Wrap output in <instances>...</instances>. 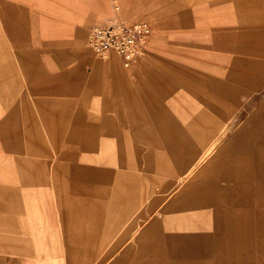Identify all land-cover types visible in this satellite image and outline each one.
Returning a JSON list of instances; mask_svg holds the SVG:
<instances>
[{"label": "crops", "instance_id": "crops-1", "mask_svg": "<svg viewBox=\"0 0 264 264\" xmlns=\"http://www.w3.org/2000/svg\"><path fill=\"white\" fill-rule=\"evenodd\" d=\"M114 16L141 54L89 47ZM263 89L264 0H0V264H264L257 175L184 184L264 148Z\"/></svg>", "mask_w": 264, "mask_h": 264}, {"label": "rangeland", "instance_id": "rangeland-1", "mask_svg": "<svg viewBox=\"0 0 264 264\" xmlns=\"http://www.w3.org/2000/svg\"><path fill=\"white\" fill-rule=\"evenodd\" d=\"M113 18V17H112ZM264 91V89H263ZM250 104L249 108L251 109L252 107H260L264 108V100L263 99H257V100H250L248 101ZM248 103L246 102L244 105V108H247ZM264 120V119H263ZM260 129L262 131V138H264V122L260 126ZM261 133V132H260ZM251 136H253L251 134ZM257 137L256 135H254ZM224 141V136L222 137ZM220 141V140H219ZM221 144V143H220ZM219 144V145H220ZM235 150L237 151V157H235V160L240 161L242 159V154L245 159V153L248 152L250 153V164H225V148H213L210 153L214 151H219L218 152V157H217V162L211 163V158L208 157L209 155L205 158V160L197 167V169L193 172V174L190 176V178L184 182L186 183V187H189V184H193L195 187H200V191H242V189L237 188L235 186L233 189L230 188V185L235 183H241L242 180L237 179V175H242V169L244 168L245 170H249V176L253 177V175H257V179L253 180L255 184L257 185V191H264V148H258V149H253V147L249 148H236ZM220 155V156H219ZM214 158L213 160H215ZM255 161V162H254ZM234 177V180L231 179ZM202 188V189H201ZM188 189V188H187ZM133 248L136 246L132 245ZM131 249V246H127L125 249L127 252H129ZM157 261H155V264ZM190 264H193V261ZM220 264V261H218ZM175 263L178 264V261ZM101 264H142V261H137L133 259H122V260H106L103 261ZM160 264V263H159ZM234 264H241V260H236L234 261Z\"/></svg>", "mask_w": 264, "mask_h": 264}, {"label": "built area", "instance_id": "built-area-1", "mask_svg": "<svg viewBox=\"0 0 264 264\" xmlns=\"http://www.w3.org/2000/svg\"><path fill=\"white\" fill-rule=\"evenodd\" d=\"M151 33L148 22L128 23L114 16L107 23L94 26L89 31L88 45L100 57L115 52L132 58L143 52L144 43Z\"/></svg>", "mask_w": 264, "mask_h": 264}]
</instances>
